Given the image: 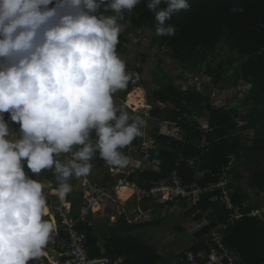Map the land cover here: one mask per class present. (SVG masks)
Returning a JSON list of instances; mask_svg holds the SVG:
<instances>
[{
  "label": "clouds",
  "instance_id": "9594fccd",
  "mask_svg": "<svg viewBox=\"0 0 264 264\" xmlns=\"http://www.w3.org/2000/svg\"><path fill=\"white\" fill-rule=\"evenodd\" d=\"M141 2L0 0V264H30L52 238L46 185L33 176L53 170L57 187L49 195L58 197L59 210L78 215L70 181L90 175L95 154L109 166L130 163L122 150L142 135L145 121L115 103L131 79L117 46L120 21ZM144 2L155 35L175 37L166 21L189 9L188 0ZM57 220L61 230L60 211Z\"/></svg>",
  "mask_w": 264,
  "mask_h": 264
},
{
  "label": "trees",
  "instance_id": "16d2710c",
  "mask_svg": "<svg viewBox=\"0 0 264 264\" xmlns=\"http://www.w3.org/2000/svg\"><path fill=\"white\" fill-rule=\"evenodd\" d=\"M188 3L189 9L174 13L166 21V26L172 25L177 29L176 36L158 37L160 44L171 49V57L177 67L211 76L216 88L234 89L241 81L249 87L239 91L243 94L240 104L235 102V105H231L229 101L227 105L219 107L213 104L208 93L178 88L173 79L158 77L160 88L149 99V105L153 106L152 117L158 121L176 123L187 132V136L183 141L166 134L157 136L159 170L137 172L129 180L149 190L156 183L176 177L189 190L192 184H197L202 190L207 189L193 205L182 201L184 208L177 215L185 218L187 223L190 219L200 221L206 213H211L210 224L197 236L218 224L226 226L225 241L236 250L242 263L264 264V218L247 216L260 210L261 206L258 203L248 204L245 197L247 188L257 193L264 192V171L260 168L264 157V0H188ZM120 23L124 28L117 52L122 58L131 42L129 32L145 28L155 32L157 22L142 0L131 13L125 12V19ZM222 43L235 54L236 59L229 63L222 61L212 67L208 64L209 60L216 56ZM135 71L141 73L142 69ZM133 82L131 78L125 88L126 95L138 87ZM197 115L206 118L212 129L206 134L208 146H201L204 131L198 123H192V118ZM19 128L20 125L16 124L18 133ZM248 132H252L253 136H248ZM98 160L103 165L104 160L99 153ZM244 169H250L248 186L241 183L243 176L239 172ZM25 171H28L27 168ZM46 174L48 179L56 180L55 175L48 174V171ZM221 178H224L232 205L245 214L234 223L230 222V213L233 211L219 200L212 201L214 196L222 195V190L209 189L217 185ZM45 191L48 204H57L58 197ZM70 196L73 209L78 212L83 195L71 191ZM152 203H160L164 208L173 205L172 202L164 201ZM89 220V225L82 226L81 230L87 233L91 257L107 258L111 264L168 263L153 246L145 243L141 233H137L147 227L160 225V221L133 225L125 214L118 217L115 223L108 221L96 224L94 216ZM57 223L60 225L59 220ZM186 223L175 229L182 231ZM64 236L63 231H60L56 244ZM68 261L67 257L55 261L43 254L30 264H67Z\"/></svg>",
  "mask_w": 264,
  "mask_h": 264
},
{
  "label": "rangeland",
  "instance_id": "374dc122",
  "mask_svg": "<svg viewBox=\"0 0 264 264\" xmlns=\"http://www.w3.org/2000/svg\"><path fill=\"white\" fill-rule=\"evenodd\" d=\"M129 38L131 39L129 49L122 56V59L126 62L127 71L131 73V78L134 79L133 83L138 86L134 87L133 90L135 88H141L143 90L146 107L138 110H135L134 107H129L127 105V97L133 90L126 95L125 88L115 94L114 100L119 107L127 110L132 116L141 117L145 121V124L142 128V135L136 138L130 145L138 150V153L130 155L125 149L122 150L130 160V163L126 167L109 166L105 161L103 165H101L98 160V152L91 161L93 169L90 175H88L90 182L93 185L102 187L108 193L106 203L103 207L105 209L98 214L95 222L96 224L107 223L108 221L115 223L118 220V217L122 214H125L128 221L133 225L160 221V225L147 227L143 230L137 231V233L142 234L145 243L153 246L158 255L166 259V261H169L181 254L187 244L192 241V232L200 231L210 224L211 213H206L205 218L200 221L186 223L185 218L181 215H177V211L173 212L172 209L174 206L177 209L184 208L182 201H174L169 198L164 202H172L173 205L164 208L160 203H152L154 201L149 202L145 200V198L142 199L134 189V194L126 201H123L118 196V188L121 186V182H125V179H129L134 173L148 170H159V151L157 149L155 150V147L157 148V136L162 134L169 136V132L168 128L163 123L160 127L159 123H161L162 120L158 121V119L152 117L151 112L153 106L149 105V99L152 96V93L160 88L157 84L158 77H169L173 79L178 88H181L180 81L183 79L184 83L187 84L188 80L186 75H189L190 72L176 66L175 61L171 57V49L168 46H162L160 44V39L155 35V32L150 31L147 28L136 32L131 31L129 32ZM234 59H236L235 54L231 53L229 48L222 43L219 45V50L216 56L210 59L208 64L215 67L222 61L229 63L234 61ZM135 69H142V72L137 73ZM243 83L244 81H241L239 84L240 87L238 86L234 89L221 90L216 88L212 81L207 87H205V89L201 90L200 93H208L211 96L213 104L219 107L226 105L229 101H231V105H235V102L240 104V101L242 102L243 99V94H240L239 91L245 89L244 87H241ZM5 116L7 118L8 114L5 113ZM203 119L204 117L198 115L194 116L192 118V123H198L200 126L199 128L204 129L203 121L205 120ZM15 125V123L10 125V131L14 133H16ZM182 135L186 138L187 132L183 130ZM248 136L252 137V132H248ZM152 139L154 140L153 145L150 144ZM146 146L149 148L146 152H142L143 148ZM154 150L156 153L152 155ZM150 154L151 157L149 158ZM153 156H155V159L152 158ZM240 168L243 167L240 166ZM260 168L264 171V157L261 160ZM249 171L244 169V171L240 170L239 172V174L243 176L241 179L243 185H250ZM50 175H54L53 170H50ZM174 179H176V177L167 179L166 183L173 184ZM51 181L53 182H49L45 190H48L51 193H56V180ZM245 193L247 195L245 197L248 204L253 203L256 205L258 203L263 207V194L257 193L251 188H247ZM262 217H264L263 213ZM183 223H186L184 229H182V231H177L175 227ZM171 233H173L175 237H172ZM167 235L169 239L166 238ZM44 254H47L52 260H55V256L52 254Z\"/></svg>",
  "mask_w": 264,
  "mask_h": 264
},
{
  "label": "built area",
  "instance_id": "2783aa9c",
  "mask_svg": "<svg viewBox=\"0 0 264 264\" xmlns=\"http://www.w3.org/2000/svg\"><path fill=\"white\" fill-rule=\"evenodd\" d=\"M186 76L188 80L187 84L184 83L183 79L180 81L181 88L186 90H196L200 92L212 82V78L204 73L195 74L190 72L189 75ZM203 120L206 121V125L205 121H203L204 129L202 130L204 131V135L201 140V146H208L206 134L212 129L210 128L207 119L204 118ZM162 123L168 128V134L171 138L179 141L185 139L182 135L183 129L179 125L171 121H161V123H159L160 127ZM153 143L154 140L152 139L150 144L153 145ZM148 148V146L144 147L142 152H146ZM125 150L130 155L138 153V150L130 145L125 148ZM155 150L154 153H156ZM154 153H152V155ZM150 157L151 154L149 155V158ZM152 158L155 159V156ZM173 181V184L166 183V181L156 183L149 190L138 187L129 179H125V182H121V185L131 187L142 197V199L145 198V200L165 201L171 198L174 201L179 200L180 202L185 200L189 205L195 204L198 197L204 192H207V189L202 190L197 184H192L189 190L187 187L183 186L178 179H174ZM83 188L84 202L78 215H73L69 209L64 211L60 208L59 210L62 219L60 231H63L65 234L64 237H60L57 241L60 249L59 256L69 258L68 262L71 264H111L110 260L107 258H93L90 256L87 233L81 230L82 226L89 225L90 216L104 207L108 193L102 187L93 185L88 177H84ZM215 189H221L222 195L214 196L212 201L219 200L228 210L233 211L230 213V222L234 223L235 221L242 219L245 214H243L239 208H235L232 205L229 192L225 189L224 178H221L220 182L217 185L210 187L209 190ZM262 194L264 195V193ZM67 197L68 195L62 200H67ZM172 209L173 212L177 211V213L182 211V209H177L175 206L172 207ZM262 213L264 214V202L261 210L248 213L247 216L253 217L262 215ZM190 222L197 221L190 219L188 223ZM225 229L226 226L218 224L210 231L205 232L200 236H197V233L202 229L197 232H192V241L187 244L181 254L173 260H169L167 264H243L242 259L237 254L236 250L226 243L224 236ZM171 236L175 237L173 233H171ZM166 238L169 239L168 235Z\"/></svg>",
  "mask_w": 264,
  "mask_h": 264
},
{
  "label": "crops",
  "instance_id": "0c3cea01",
  "mask_svg": "<svg viewBox=\"0 0 264 264\" xmlns=\"http://www.w3.org/2000/svg\"><path fill=\"white\" fill-rule=\"evenodd\" d=\"M16 134H17V136H19V133L16 132ZM47 171H48V174H50V170H45V171L41 172L38 176H36V178H37L36 180L43 181L46 186H47V184L49 182H53V181H51L53 179L50 180V179L47 178V176H46L47 175L46 174ZM83 182H84V177H82V178L73 177L71 179V181H70V183L72 184V191H81V192H83V189H84L83 188ZM75 193H80V192H75ZM49 209H50V215H48L45 218H50V220L52 221V223L54 225V233H53V236H52L48 246L44 250V252L48 253V254H52L53 256H55L54 259L57 261V260H59V257H58L59 252L57 251L58 245H55V244H56V239L58 237V234H60V228H59V225H57V219H58V213H59V204H54L52 202V204L49 205ZM104 209L105 208H102L98 212L94 213V221H95V219H97L98 214L101 213Z\"/></svg>",
  "mask_w": 264,
  "mask_h": 264
},
{
  "label": "bare ground",
  "instance_id": "6f19581e",
  "mask_svg": "<svg viewBox=\"0 0 264 264\" xmlns=\"http://www.w3.org/2000/svg\"><path fill=\"white\" fill-rule=\"evenodd\" d=\"M127 105L129 107H134L135 110L143 109L146 107L145 96L143 95V90L141 88H135L127 97ZM134 194V190L131 187L121 185L118 188V196L121 200L126 201ZM50 215V209H49Z\"/></svg>",
  "mask_w": 264,
  "mask_h": 264
},
{
  "label": "flooded vegetation",
  "instance_id": "af4514ba",
  "mask_svg": "<svg viewBox=\"0 0 264 264\" xmlns=\"http://www.w3.org/2000/svg\"><path fill=\"white\" fill-rule=\"evenodd\" d=\"M18 133V132H17ZM18 138V137H17Z\"/></svg>",
  "mask_w": 264,
  "mask_h": 264
}]
</instances>
